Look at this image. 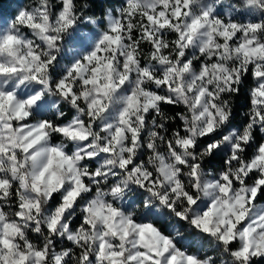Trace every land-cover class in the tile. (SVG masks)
<instances>
[{
  "label": "clouds",
  "instance_id": "clouds-1",
  "mask_svg": "<svg viewBox=\"0 0 264 264\" xmlns=\"http://www.w3.org/2000/svg\"><path fill=\"white\" fill-rule=\"evenodd\" d=\"M0 264H264V0H0Z\"/></svg>",
  "mask_w": 264,
  "mask_h": 264
}]
</instances>
